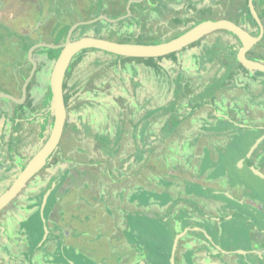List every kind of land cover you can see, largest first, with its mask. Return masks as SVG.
Returning a JSON list of instances; mask_svg holds the SVG:
<instances>
[{"label":"rangeland","instance_id":"1","mask_svg":"<svg viewBox=\"0 0 264 264\" xmlns=\"http://www.w3.org/2000/svg\"><path fill=\"white\" fill-rule=\"evenodd\" d=\"M244 2L242 0L240 4L241 9ZM221 39L218 32H213L200 43L154 59L122 58L97 50L76 55L68 79L74 83L72 94L81 93L82 100L79 102L75 98L73 102L71 126L66 128L58 152L30 183L33 187L40 181L47 187L55 184L47 199V208L43 213L45 218L36 213L43 191L22 192L18 197V200L31 201L34 207L27 219L16 221L19 224L29 220L24 228L27 247L32 245L35 248L41 244L44 247L63 248V244H57L53 237L55 230L61 233L56 223L59 220L57 210H61L60 202L70 200L74 203L65 209V217L79 225L76 228L80 229L82 247H88V242H92L97 234H93L94 231L85 225L89 219L83 221L82 216L86 212H93L92 216L99 218L94 209L98 207L101 216L117 217L121 222L117 224L116 235L110 238L114 243V255H102L104 251H100L97 256L104 258L99 262L169 264L174 236L184 227L201 224L204 238L208 236L213 244L207 241L208 245H204L203 239L194 234L183 237L175 251V264H197L203 257L192 253L205 250L210 251V264L258 262L247 254L239 256L230 252L221 255L220 251L215 252L217 249L214 247L226 251L219 243L224 248L228 246L232 249L239 243L237 241L250 238V234L244 230L252 227L249 220L252 212L264 217L259 206L264 205V185L253 183V189L246 192L250 198L248 202H239L243 198L236 196L237 191L218 187L219 191H228L233 195L235 200L232 202V198L228 199L223 192L213 196L215 188L212 186L206 188L208 183L212 184V179L215 180L212 172L218 169L219 161L223 163L227 177L234 173L236 178L238 174L243 178L246 176V172L237 171L240 170V163L236 164L239 160L232 158L235 147L242 141L233 144L229 156L224 152L225 157L215 161L200 158L201 150L196 143L192 153L183 158L174 148L178 144L171 140L172 135H182L184 125L188 128L193 125L192 138L197 141L200 140L199 135L209 132V128L216 133L227 129L226 123L212 116L213 111L241 122L244 119L239 115L248 117L252 114L249 112L254 104L252 97L264 96V77L243 67L222 66L219 57L229 58L227 48L218 47L217 43L211 46L210 43ZM192 52H196L197 57ZM85 57H91L93 62L83 63ZM256 84H260L261 88L254 90ZM93 89L97 91L96 101L89 100L85 95L93 93ZM219 91L223 103L219 101ZM237 98L241 102L238 104L241 105L240 111L235 104ZM92 103L94 110L89 113V108L85 106ZM91 112L93 124L88 123ZM206 118L209 122H206ZM107 121L111 126L104 135L106 125L103 124ZM215 122L219 125L212 126ZM206 125L208 128L204 127ZM234 130L237 131L236 128ZM238 132L242 135L241 139L252 138V132ZM254 168L264 169V159H256ZM248 176L252 179L255 175L250 171ZM13 206L11 204L1 214L11 211ZM75 213L81 216V222L73 216ZM48 219L53 221L49 224ZM18 224L14 222L13 227ZM258 224L264 227L263 223ZM0 227L6 228L7 222L0 223ZM104 233L103 228L99 237L103 238ZM4 237L6 244H11L10 235L4 234ZM5 252L9 253L7 249ZM260 257L261 264H264V254ZM90 258L82 256L80 263L95 264L92 261L93 258L97 259L96 256ZM108 259L111 261L107 262ZM17 264H31V261H19Z\"/></svg>","mask_w":264,"mask_h":264},{"label":"flooded vegetation","instance_id":"2","mask_svg":"<svg viewBox=\"0 0 264 264\" xmlns=\"http://www.w3.org/2000/svg\"><path fill=\"white\" fill-rule=\"evenodd\" d=\"M241 2L242 0H110L107 2L100 0V2H96L93 8V19L99 20L90 25L75 28L70 35V40L92 36L121 43L157 44L171 40L206 20H227L241 27L251 36L257 37L260 28L250 14L248 0H245L243 9L240 7ZM252 3L263 34L261 39L252 45L247 56L249 59L264 64V0H252ZM26 12H31V9L17 8L14 0H0V195L10 188L19 172L49 137L53 123V115L49 110L50 72L61 51L60 46L65 42L71 27L64 30L60 25H55L47 16L43 22L28 23L31 21L30 18L35 17L27 15ZM100 16H104L106 19H100ZM16 18L23 21L16 23ZM215 32H218V35L222 36L223 39L217 42L211 41V46H215L214 44L217 43L218 47H226L229 55L228 59L219 57L222 66L235 65L232 68L236 69L242 67L236 60L235 49L241 46L239 40L228 31L218 30ZM203 38L191 45L200 43ZM94 50L85 49L81 52ZM192 53L197 57L196 52ZM76 55L70 61L65 72L63 99L66 117L57 149L52 154V158L58 152L66 128L71 126V116L74 112L71 108L75 98L79 102L82 100L81 93L72 94L74 83L68 79L72 69V61ZM82 61H84L83 63L93 62L91 57H85ZM253 72L264 77L262 72ZM256 88H261V85H254V90ZM220 93L221 91L217 93L219 101L223 103L224 99ZM85 95L89 97V100H97L96 89H93V93ZM240 103V98H237L235 104ZM252 103H254L252 104V115L248 117L239 115V117L247 119L248 124L231 120L228 115L216 114L213 111V117H219L222 123L228 125L227 129L219 130L218 133L213 132L217 136L228 139L235 138V143L242 141V144L237 143L238 147H235V153L240 150L242 152V149L247 148V144L252 141V147L255 145L256 147L249 155L250 148L245 154L243 153L244 158L264 159L263 94L252 97ZM93 104L85 106L89 108V113L94 110ZM240 106H237L238 111H240ZM89 116L90 121L88 123L93 124L91 120V116L94 117L93 112ZM205 120L209 122V119L206 118ZM103 125H106L104 127L106 130H103V133L107 135L111 123L107 121ZM208 125L210 126V124ZM218 125V122H215L212 126ZM222 128L226 127L223 126ZM235 128L237 131L234 130ZM238 131L252 132V138L250 140L247 137L241 139L242 135ZM261 138L262 140L258 142ZM257 143L261 145L259 146ZM48 163L39 173L45 169ZM252 167L254 168V165ZM32 179L25 184L14 199L0 210L1 214L4 209L10 208L11 204L14 205L11 211L0 215V223L7 222V227L4 228L6 230L0 227V264H17L19 261H28L26 254L29 247L26 246L24 228L27 227L29 220L19 224L16 221L27 219V215L31 213L34 207L31 205V201L18 200L22 192L43 191L36 213L45 218L43 213L47 208V199L55 184H50L47 187L45 183L40 181L33 187L30 185ZM45 195L47 197L43 205ZM261 216L258 217L252 212V218L257 221ZM14 222L18 224L16 227H13ZM4 234L10 235L11 244H6ZM209 242L213 244L211 240ZM6 249L9 251L8 254L5 252Z\"/></svg>","mask_w":264,"mask_h":264},{"label":"crops","instance_id":"3","mask_svg":"<svg viewBox=\"0 0 264 264\" xmlns=\"http://www.w3.org/2000/svg\"><path fill=\"white\" fill-rule=\"evenodd\" d=\"M14 1L16 3L17 8L24 7V9H27V8L31 9V12H26V13H27V15H32V17H35V18H30L31 21H28V23H35L37 21L43 22V20L47 16L55 25H57V24L60 25V27H63L64 30H65V27L68 28V27L74 25V23L76 24L79 22H88V21L93 20V14H94L93 8L95 7L96 2L97 3L100 2V0H14ZM102 1L107 2L110 0H102ZM39 14L41 16H38ZM22 21H23L22 19L16 18V23L22 22ZM249 112H252V106H251V109ZM243 119L245 121V118H243ZM244 121H241V123L242 124H248L247 121H245V123H244ZM192 126L189 125V128H188L187 125H184L183 126L184 131H182L181 136H178V135L173 136L172 135V137H171V140L173 141V143L178 144V146H176V147L174 146V148L177 150L176 152L179 155H181L184 158V155L191 154L192 148H193L194 144L196 143L197 148H200V150H201L200 151L201 156L199 155V157L200 158L202 157L205 160L210 159V158L215 159V161L218 159H223L225 157L224 152H227V154H228L227 156H229L231 149L233 147V144H235V141H236L235 138H229L228 139L225 137L217 136V134L216 135L212 134L214 132H211L210 128H209V130H208L209 132H207L203 136L199 135L200 140L197 141V140H194V138H192V137H194V136H192V132H193ZM204 127L208 128L207 125ZM177 137H179V138H177ZM203 144H205L206 146H203ZM257 145L260 146L261 144L257 143ZM251 147H252V141L247 144V148L242 149V152H240L241 150L239 152H236L232 157V158L239 160L236 162V164L238 162L240 163V170L237 168H235V169H237V171H239V173H241L242 171L244 173L246 172V176H244V178L242 176H240L239 174H238V178H236L237 176L235 173L232 176L227 177V175L224 174L223 163H220V161H219L218 169H214V171L212 172L215 180L212 179L211 185H210V183H208L206 185V188H208L210 186L215 188L212 191L213 196L214 195L217 196L218 194H222L220 192H223V194L228 199L232 198L233 195L228 194V191H225V192L219 191L218 187L221 186L225 189L231 190L232 192L237 191L238 195L236 194V196H240V198H243V199H240L239 202H248L247 200L249 197L246 196V195H248L246 192L253 189V187L255 185L253 183H259V184L264 185V179L259 177L258 175H255L253 172L252 173L255 176H252V179L248 176V172L251 171L250 168L254 165V162L256 160V159L252 160V158L248 159L247 157L244 158V154ZM248 155H249V153H248ZM191 156H193V155H191ZM191 156L188 157L189 160H191ZM242 158H244V159L241 160ZM236 164H235V167H236ZM230 168H232V167L230 166ZM230 170L233 171L234 169H230ZM256 171H258L259 173L264 175V169L263 168L261 170L258 169ZM245 177H247V179ZM208 181H211V179H209ZM214 181H216L217 186H216V183L214 185ZM230 200L232 202H234L235 199L232 198ZM249 201H250V198H249ZM80 202L81 201H79V203ZM71 203H74V202L70 201V200H65L63 202H60L59 206L61 207V210L60 211L57 210L58 211L57 212L58 213V219H59L58 222H56L59 225V228H57V229L58 230L61 229V233L58 231L56 232V230L54 229L56 234L54 235L53 239H56L58 241L57 244L62 243L63 248L61 249V248L57 247L55 249L54 246L50 248V247L41 246L40 244L36 245V247L34 248V246H32L30 243L31 247L27 249L28 252L26 254L28 261L30 260L31 264H81L80 262H81L82 256H86V257H88V259H91L90 257L96 256L97 259L93 258V261H92L95 264H113L115 261L112 262L109 259L107 262L111 261L110 263L99 262V261H101V259L104 258V256L99 258L97 256V254L100 251H104L101 253L102 255H107V256L108 255H111V256L114 255V253H113L114 252L113 251L114 250L113 249L114 243H113V241H111L110 238H113L116 235L117 224L121 223V222L118 221L117 217L116 218H113V217L107 218L103 215L101 216V214H100L101 210H99L98 207H96L94 209L97 211L99 218H94V216H92L93 212L92 213L86 212L84 214V216H82L83 221L89 219L88 222L86 221L87 223H85V225H87L88 229H90L92 232L94 231L93 234H96V233L97 234L94 236V239L92 242H88V244H90L88 247L87 246L82 247V243H81V240L79 237V236H81L80 231H79L80 229L76 228V226L79 227V225H77L76 222H74V223L69 222L67 220V218L65 217V215H66L65 209L70 207ZM88 205H89V203H88ZM217 205L219 206V205H221V203L220 204L217 203ZM259 206H260V211L264 213V205L260 204ZM49 213H51V211H49ZM73 216H75V218L78 217L80 222H81L82 218H80L81 216L79 214L75 213V214H73ZM155 218L162 219L160 217H155ZM250 218L252 219V216ZM48 221L50 224L53 220L51 221V219H48ZM258 222H261L264 224V217L261 216L258 219V221L255 220L254 224H253V221H250V224H252V227L247 228L248 230H244V232L246 234H248V235L250 234L249 235L250 238H248V240L243 238L244 239L243 241L242 240L237 241L239 243H236L235 247H233L232 249H229L228 246H226V248H224L225 246L222 247V243H219L221 248L225 249L226 251L219 250V248H216L217 247L216 246V247H214L215 249H217V251H215V252L220 251L222 253L221 255H223L225 253L229 254L230 252L233 254L236 253L239 256L240 255L244 256V254H247V256H251V257L253 256L254 260L256 259V261H258L255 264H261L262 260H261L260 255L264 254V227H262L263 225H261V224H260L261 225L260 226L258 224ZM103 228L105 230V233L103 234L104 237L101 238V237H99V233L101 230H103ZM184 230H186V232L184 233V235L179 240H181L183 237L189 236V234H194V235L201 237L203 239L204 245H206V246L208 245L207 241H209V240L204 238V235H203L204 231H203V225L202 224L199 226L191 225V226L184 227V229L181 232H183ZM259 232H260V234H259ZM46 235H47V233H46ZM242 235H243V233H242ZM175 236H174V238H175ZM256 236H259L261 238L258 239V237H256ZM115 240H118V239H115ZM179 240H178V242H179ZM30 241L31 242L33 241L32 238H30ZM177 246H178V243H177ZM177 246H176V249H177ZM227 250H229V251H227ZM209 253H210V251L205 250V251H201V252H197V253L196 252L192 253V255L196 254L197 256L200 255L203 257V258H201V260L197 264H210L209 263L210 257L208 255ZM85 264H93V263L88 262ZM140 264H143V262H140Z\"/></svg>","mask_w":264,"mask_h":264},{"label":"water","instance_id":"4","mask_svg":"<svg viewBox=\"0 0 264 264\" xmlns=\"http://www.w3.org/2000/svg\"><path fill=\"white\" fill-rule=\"evenodd\" d=\"M248 8L251 16L257 22V25L260 28L259 35L257 37L251 36L247 31L243 30L241 27L233 24L230 21L206 20L196 24L189 30L171 40L157 44L121 43L94 38L92 36H83L72 41L70 40V35L75 28L90 25L99 19H93L88 22H79L72 25L68 31L65 42L60 46L61 51L54 61L50 72L49 86L51 97L49 110L53 115V123L49 137L42 147L28 161L25 167L19 172L10 188L0 195V210H2L12 199L18 195L20 190L24 188L25 184L30 179L35 177L39 171L42 170V168L51 160L52 154L57 149L66 117V109L63 99V82L69 63L76 54L85 49H95L97 51L122 58H161L179 52L215 31L225 30L233 34L241 43V46L238 49H235L237 62L250 72L257 71L264 73V64L249 59L247 56V52L252 48V45L257 43L263 34L262 27L258 16L256 15L252 0H248ZM99 18L106 19L104 16ZM110 21L112 22V20ZM261 139H259L258 142ZM254 147H256V145L250 148L249 154L252 152ZM250 170L255 175H258L264 179V175L256 171L255 168L251 167ZM46 197L47 195L43 197V205L46 201ZM45 232L47 233L46 228ZM185 232L186 230L175 236L170 253L169 264H175L174 256L176 246L178 240L184 235ZM45 237L46 236H44V239ZM205 238L210 240L208 236Z\"/></svg>","mask_w":264,"mask_h":264}]
</instances>
